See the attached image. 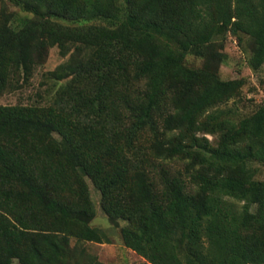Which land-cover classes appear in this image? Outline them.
<instances>
[{
    "label": "trees",
    "instance_id": "obj_1",
    "mask_svg": "<svg viewBox=\"0 0 264 264\" xmlns=\"http://www.w3.org/2000/svg\"><path fill=\"white\" fill-rule=\"evenodd\" d=\"M9 1L31 18L14 31L0 14V93L20 68L27 72L18 61L21 45L63 51L82 44L92 56L70 70L78 84L95 89L81 105L85 114L106 117L113 85H134L132 98L118 99L115 120L130 123L113 132L116 141L130 150L148 129L153 158L181 161L182 172L164 174L155 194L138 165L123 155L109 160L121 145L103 154L87 145L83 134L90 141L99 131L54 109L0 107V211L14 222L0 213V264H57L66 244H56L57 235L107 243L80 221L93 213L83 178L98 190L110 223L125 222L122 245L148 264H264V178H254V165H264V106L235 122L219 120L212 109L242 81L183 64L188 54L218 57L212 39L227 30L249 39L248 66L257 70L264 63V0H125L123 18L111 27L59 22L103 18L105 0ZM160 103L157 129L152 113ZM80 112L73 107L71 114ZM197 133L218 134L216 146ZM40 225L41 234L27 233Z\"/></svg>",
    "mask_w": 264,
    "mask_h": 264
},
{
    "label": "rangeland",
    "instance_id": "obj_2",
    "mask_svg": "<svg viewBox=\"0 0 264 264\" xmlns=\"http://www.w3.org/2000/svg\"><path fill=\"white\" fill-rule=\"evenodd\" d=\"M125 0H105V11L103 18L80 23H67L59 21L63 25L70 27L76 25H94L97 27H111L118 23L124 16ZM4 13L8 17L7 25L14 31L21 29L24 21L31 18V14L22 11L9 0H0V14ZM250 41L245 36H236L229 31H223L212 39V50L218 53L217 56L197 57L192 54L185 56L183 64L187 68L202 69L211 72L219 80H241L242 86L236 90L232 97L226 102L213 108L214 116L220 119L237 121L242 117L251 114L259 106H264V63L255 71L249 68L248 59L250 56ZM93 50L85 48L82 44H69L67 48L60 51L56 46L38 48L31 45H21L19 48L18 61L27 65V72L20 70L14 73L6 89L0 93V107H24L39 110L54 109L61 115L68 117L70 121H77L88 130L99 131L100 135L93 140L88 139L89 135L83 134L88 146L96 148L99 153H106V147H116L109 151L113 161L114 157L123 155L131 165H138L152 183V191L155 194L164 189L162 176L170 179L177 172H182V162L178 160L154 159L149 150V130H145L139 138L132 141L131 149L124 147L123 142L116 141V129L128 128L129 120L121 118L116 121L115 117L122 111V103L119 101L123 95L132 98L137 92L134 85L130 83L113 85L108 105L107 116L96 119L92 115H86L82 104L86 105L88 99H92L93 89L83 82L78 84L71 73L72 68L79 63H84L92 56ZM119 99V100H118ZM73 107H79L80 113H72ZM164 104L160 103L158 110L153 112L155 127L160 129L159 113H164ZM211 111V112H212ZM90 127V128H89ZM196 137L206 139L209 147H215L218 134L197 133ZM81 139V138H79ZM107 160V157H106ZM114 162V161H113ZM115 163V162H114ZM133 167V166H132ZM257 168L256 180L264 178V165L255 164ZM132 169L130 170V172ZM87 196L92 204L93 213L80 219L90 228L101 232L107 243H94L76 240L73 237L57 235V243H65L64 254L58 258L57 264H89L97 261L102 264H148L134 252L125 248L120 240L119 228L125 222L117 221L111 224L100 206V194L88 178H83ZM120 200H125L124 197ZM237 208L242 205V201H233ZM0 213L13 224L11 216ZM45 230L41 225L31 227L27 233L38 235ZM45 233V231H43ZM10 264H45L43 260L25 262L14 258Z\"/></svg>",
    "mask_w": 264,
    "mask_h": 264
}]
</instances>
